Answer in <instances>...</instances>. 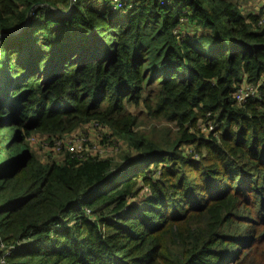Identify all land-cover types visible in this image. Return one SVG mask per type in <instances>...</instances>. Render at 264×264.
<instances>
[{
    "label": "trees",
    "instance_id": "1",
    "mask_svg": "<svg viewBox=\"0 0 264 264\" xmlns=\"http://www.w3.org/2000/svg\"><path fill=\"white\" fill-rule=\"evenodd\" d=\"M95 1L0 0L6 263L264 264V24L236 0ZM182 19L198 31L174 33ZM243 84L259 98L237 104ZM127 105L176 132L138 133ZM92 122L136 157L42 161L25 143Z\"/></svg>",
    "mask_w": 264,
    "mask_h": 264
},
{
    "label": "rangeland",
    "instance_id": "2",
    "mask_svg": "<svg viewBox=\"0 0 264 264\" xmlns=\"http://www.w3.org/2000/svg\"><path fill=\"white\" fill-rule=\"evenodd\" d=\"M113 2V5L111 6V12L115 13V10L117 13H121L120 11L123 9V5L117 4L114 6L115 1L117 0H110ZM238 4V8L240 12L243 15H250L253 17H259L257 23L260 25L262 20H264V0H236ZM72 2V1H71ZM89 3H95L93 5L100 6L102 3L99 2V4L96 3L95 0H87ZM74 4V2H72ZM68 12H65L67 14ZM116 14V13H115ZM189 25L188 22H186L185 19H182L180 22V27L177 28V30H174V33H183L184 35H191L194 31L197 32V29H193L192 26H186ZM185 26V27H184ZM21 32V29H17L11 34H18ZM7 35H0L1 37H5ZM39 39L40 36H37ZM0 61L2 62L3 59ZM239 89L247 90L251 89L253 91V96L256 98H259L258 90H256L255 87L243 84L241 85L237 90H235L234 94H236ZM236 103V98H234ZM128 111L132 113L133 115L138 117V123L140 124L136 129L138 130L140 134L152 137L153 135H156L161 138V131L166 127H169L173 129L171 132L174 134L176 132L175 128H173L172 124H168L162 120H151L148 118L146 112H144L143 107L140 106H134V105H127ZM207 124V125H206ZM204 124V122H199L197 124L196 130L198 131V134H205L208 131H214L217 128V125H214L211 122H208ZM210 124V125H209ZM171 126V127H170ZM104 128V130H103ZM211 128V129H210ZM210 129V130H209ZM194 130H189V132L193 133ZM195 132V131H194ZM107 130L105 127L99 125V127L92 126V123L85 124L79 128H76L75 130L63 133L59 137H46V136H40V135H33L31 137H27L25 140L26 145L29 147V149L35 153V155L39 158V160L42 161H57L59 162L62 158L63 152H57L55 150L56 145L59 141L67 139L68 141H72L73 146L75 144L74 150H79L81 143L85 146V152L86 154H89L92 158H101V159H112L113 162H121L122 156H125L129 154L131 157L135 158L136 153L133 149H130L128 144L126 142L120 141L118 138H113L111 136H107ZM183 151H187L185 153H190V151L193 150L192 146H183ZM195 160H197L198 156L193 155ZM161 171V163L156 164L154 167H150V169L147 171V177L155 181L158 179ZM137 189L139 190L138 193V199H135L136 201H140L142 199H146L147 194L149 193L148 187L142 185L140 182L137 186ZM85 215H88V211L85 212ZM4 249V248H3ZM8 250H6L7 252ZM3 255V250L0 249V257ZM8 255V253H7ZM6 255V256H7ZM5 256V257H6ZM2 260L0 259V264ZM6 263V260H5ZM7 264V263H6Z\"/></svg>",
    "mask_w": 264,
    "mask_h": 264
},
{
    "label": "built area",
    "instance_id": "3",
    "mask_svg": "<svg viewBox=\"0 0 264 264\" xmlns=\"http://www.w3.org/2000/svg\"><path fill=\"white\" fill-rule=\"evenodd\" d=\"M71 1L75 2V0H71ZM113 2L111 3V6L113 5ZM159 2H160L161 6L169 4V0H159ZM117 4L124 5V0L115 1L114 6H116ZM181 21L182 20H180V22ZM261 24H264V20H262ZM253 94L254 93L251 89H247V90L239 89V91L236 94H234V98H236L237 101L239 102V104H241V103L245 102L248 98L255 97V96H253ZM92 126L99 127V124L97 122H92ZM103 130H104V128H103ZM71 144H73L72 141H68L67 139L61 140L57 143L55 150L57 152L73 153L74 155H78V156H82V155L89 156V154L84 153L86 148L83 145V143H81L79 150H74L75 144L73 146H71ZM1 249L3 250V255L0 257V259L2 260L1 264H6L5 263V256L7 255L8 251L6 252V250L3 249L2 247H1Z\"/></svg>",
    "mask_w": 264,
    "mask_h": 264
},
{
    "label": "water",
    "instance_id": "4",
    "mask_svg": "<svg viewBox=\"0 0 264 264\" xmlns=\"http://www.w3.org/2000/svg\"><path fill=\"white\" fill-rule=\"evenodd\" d=\"M30 14V11L28 12V15Z\"/></svg>",
    "mask_w": 264,
    "mask_h": 264
}]
</instances>
